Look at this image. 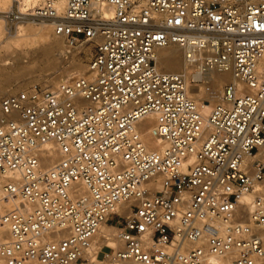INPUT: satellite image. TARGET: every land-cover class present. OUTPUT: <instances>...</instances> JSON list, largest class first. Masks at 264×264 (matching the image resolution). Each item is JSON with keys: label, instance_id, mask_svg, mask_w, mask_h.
Masks as SVG:
<instances>
[{"label": "built area", "instance_id": "1", "mask_svg": "<svg viewBox=\"0 0 264 264\" xmlns=\"http://www.w3.org/2000/svg\"><path fill=\"white\" fill-rule=\"evenodd\" d=\"M2 14L49 20L88 57L87 74L0 97L3 264L86 261L103 223L116 247L96 258L264 264V0H11ZM168 45L190 77L157 67ZM211 71L235 81L204 117L188 84L208 90Z\"/></svg>", "mask_w": 264, "mask_h": 264}, {"label": "bare ground", "instance_id": "2", "mask_svg": "<svg viewBox=\"0 0 264 264\" xmlns=\"http://www.w3.org/2000/svg\"><path fill=\"white\" fill-rule=\"evenodd\" d=\"M10 2L11 0H0V51H3L5 55L0 56L2 57L0 64H3L0 65V74H5L7 81H12L13 78L15 80L18 74H29L27 73L29 70L28 68L16 67L15 65H10L9 62L5 61L8 58H12L11 56L13 54H16V58L23 56L25 48L29 49L30 56L33 57V60L40 59L44 61L43 63H45V67L47 69H61L59 78L62 76V79H70L82 74H87V66L84 67L80 64L74 63L69 64L68 66H63L66 64H61L62 60L64 63L71 60V55L74 52L77 56L78 54L76 51L68 50L64 46L62 40L53 34V23L51 21L45 19L25 18L11 26L7 25L3 20L2 13L9 8ZM156 65L159 69L167 72L183 71L186 73L187 77H190L192 72V68L187 66L185 62L183 51L174 45L160 47L157 50ZM210 74L211 77L208 79V90L205 88L206 84L204 83H198L197 85L188 84V95L198 103L200 112L204 117L209 115L211 108L218 101L221 87L224 83L228 81H235L230 72L211 71ZM55 78L56 76L54 75V78L51 80L54 82L50 81L51 83H47V85L56 84ZM5 89V86L0 88V93H3V96L14 91H5ZM142 124H147L143 135L144 141L151 147L161 146V140L150 135V129L154 124V116H146ZM50 147H52L51 144L47 143L42 146V149H49ZM54 156H56V154H54ZM248 199L249 196L246 195L244 200ZM116 231L117 227L103 223L97 232L98 242L95 244L93 249L89 250L87 260L72 264H133L123 260L111 261L95 257V249L101 243H105L108 247H116ZM225 263L226 262L222 258H216L209 262V264ZM0 264H3L2 260H0Z\"/></svg>", "mask_w": 264, "mask_h": 264}, {"label": "rangeland", "instance_id": "3", "mask_svg": "<svg viewBox=\"0 0 264 264\" xmlns=\"http://www.w3.org/2000/svg\"><path fill=\"white\" fill-rule=\"evenodd\" d=\"M3 38H4V34H3ZM2 55H4V52L0 51V56H2ZM72 55H71V57H72L71 60H69L65 63L62 60L61 64H66L63 66H68L69 64L74 63V64H80V65L86 67L88 57L83 56V55L77 56L75 54V52ZM11 57L12 58H8L5 61L9 62L10 65H15L16 67L28 68L29 70L27 73H29V74H26V75L25 74H23V75L18 74L16 79L14 80V78H13L12 81L11 80L7 81L5 74H0V88L5 86L6 87L5 91L14 90L13 92H16L17 90L26 86L28 83H38V84H42V85L43 84L47 85V83L54 82V81H51L54 78V75L56 76V78H55L56 83L63 78L62 76L59 78L61 69H57V70L56 69L55 70L47 69L45 67V63H43L44 61H42L40 59L33 60V57L30 56L29 49L25 48L24 49V55L19 57V58H16V54H13ZM1 58L2 57H0V60H1ZM0 65H3V64H0ZM6 71H7V69H6ZM1 73H3V72H1ZM48 75H50V76H48ZM20 76H22V77H20ZM1 96H3V93H0V97Z\"/></svg>", "mask_w": 264, "mask_h": 264}]
</instances>
